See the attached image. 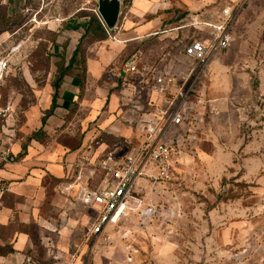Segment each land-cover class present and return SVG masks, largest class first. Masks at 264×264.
I'll list each match as a JSON object with an SVG mask.
<instances>
[{
	"label": "rangeland",
	"instance_id": "1",
	"mask_svg": "<svg viewBox=\"0 0 264 264\" xmlns=\"http://www.w3.org/2000/svg\"><path fill=\"white\" fill-rule=\"evenodd\" d=\"M97 14V0H0V59L9 60L0 100L13 106L19 121L44 103L58 66L68 63L89 17ZM232 36L229 49L215 54L202 79L211 104L198 154L181 159L165 193L147 179L137 183L142 202L181 218L169 226L154 221L143 234L138 215L131 214L113 228L110 244L77 242L65 256L44 243L48 233L61 236L58 221L42 228L20 224L32 246L18 254L10 232L1 250L11 262L0 257V264H264V0H245ZM84 43L90 55L100 49ZM136 143L101 133L85 149L122 154ZM87 224L85 218L77 228L84 232ZM124 230L132 233L130 239L119 237ZM77 236L73 240L81 239Z\"/></svg>",
	"mask_w": 264,
	"mask_h": 264
},
{
	"label": "crops",
	"instance_id": "2",
	"mask_svg": "<svg viewBox=\"0 0 264 264\" xmlns=\"http://www.w3.org/2000/svg\"><path fill=\"white\" fill-rule=\"evenodd\" d=\"M124 1L112 31L122 42L108 38L91 44L90 49H100L93 55L87 52L84 80L65 77L59 106L45 124L42 119L51 108L52 87L45 91L42 105L26 112L23 122L14 116L13 106L0 100L2 108H11L0 117V154L12 151L9 161H0V186L9 188L0 192V246L11 232L14 250L23 254L33 241L30 233L19 229L20 224L42 228L57 221L61 236L48 233L44 240L47 246L60 249L64 255L73 244H86L85 231L77 225L90 210L71 204L58 186L74 171L85 147L101 133L138 142L135 127L141 113L135 108L136 98L130 95V77L121 71L123 63L132 55H142L141 69L155 68L159 73L187 69L192 62L185 56L186 46L209 38L212 29L207 24H217L224 8L243 0ZM105 46H110V52L104 51ZM35 132L40 133L34 137ZM76 232L81 236L78 241L73 240ZM4 257V262H11Z\"/></svg>",
	"mask_w": 264,
	"mask_h": 264
},
{
	"label": "built area",
	"instance_id": "3",
	"mask_svg": "<svg viewBox=\"0 0 264 264\" xmlns=\"http://www.w3.org/2000/svg\"><path fill=\"white\" fill-rule=\"evenodd\" d=\"M244 2L224 8L217 24H207L212 29L207 40H193L186 46L185 56L192 62L187 69L161 73L155 68L141 69L142 55H132L123 63L121 71L130 77V92L137 100L136 110L141 113L138 142L122 154L84 149L74 171L58 186L59 193L71 204L92 212L86 216V243L92 240L94 245L100 241L110 244L113 227H119L131 214L138 215L137 228L143 234L150 231L154 221L169 226L181 218L180 213L164 206L142 202L137 197V183L147 179L158 193H165L181 159L198 154L211 104L202 79L215 54L231 46L232 28ZM108 33L113 41L122 42L112 31ZM8 68L9 60L0 59V83ZM10 111V107L0 106V117ZM11 154L10 149L3 151L0 161H9ZM8 190L0 186V192ZM131 235L130 231L119 232L122 240Z\"/></svg>",
	"mask_w": 264,
	"mask_h": 264
},
{
	"label": "trees",
	"instance_id": "4",
	"mask_svg": "<svg viewBox=\"0 0 264 264\" xmlns=\"http://www.w3.org/2000/svg\"><path fill=\"white\" fill-rule=\"evenodd\" d=\"M16 1H22V0H16ZM131 1L132 0H125L124 2L125 4H129ZM19 24H22L21 21H19L18 25ZM9 29L11 30V28ZM108 38H109L108 30L106 29V26L102 22L100 16L98 14L91 15L85 26L84 33L80 39V42L73 51L72 56L69 59L68 63L67 64L64 63L61 66H58L56 78L52 83L53 95H52L51 108L45 112V116L42 119L43 124H45L48 117L54 114V111L59 106L58 101L60 99V89L64 83L65 77L72 76L80 79L81 81L84 80V75L86 71V65H85L86 55H87V46L85 45L84 42L92 44L95 41H104ZM39 133L40 132L36 133L34 137L38 136ZM23 150H26V145H24ZM1 249H3V247L0 246V251H1L0 257L6 256L7 254L3 253ZM12 252L13 250L9 251L8 253L10 254Z\"/></svg>",
	"mask_w": 264,
	"mask_h": 264
},
{
	"label": "water",
	"instance_id": "5",
	"mask_svg": "<svg viewBox=\"0 0 264 264\" xmlns=\"http://www.w3.org/2000/svg\"><path fill=\"white\" fill-rule=\"evenodd\" d=\"M123 0H97L98 15L109 31H114L118 24Z\"/></svg>",
	"mask_w": 264,
	"mask_h": 264
}]
</instances>
